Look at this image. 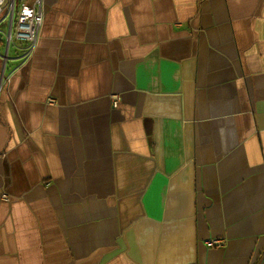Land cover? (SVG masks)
<instances>
[{
    "label": "crops",
    "instance_id": "1",
    "mask_svg": "<svg viewBox=\"0 0 264 264\" xmlns=\"http://www.w3.org/2000/svg\"><path fill=\"white\" fill-rule=\"evenodd\" d=\"M43 12L0 39V264H264V0Z\"/></svg>",
    "mask_w": 264,
    "mask_h": 264
},
{
    "label": "built area",
    "instance_id": "2",
    "mask_svg": "<svg viewBox=\"0 0 264 264\" xmlns=\"http://www.w3.org/2000/svg\"><path fill=\"white\" fill-rule=\"evenodd\" d=\"M43 21V0H0V39L5 48V65L11 47L20 50L18 59L25 60L32 54L38 43ZM114 97L116 103L117 96ZM224 243V239L220 238L207 240L209 247Z\"/></svg>",
    "mask_w": 264,
    "mask_h": 264
}]
</instances>
